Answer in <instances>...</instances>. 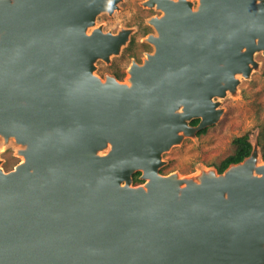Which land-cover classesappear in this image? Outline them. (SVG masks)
<instances>
[{
	"label": "water",
	"instance_id": "1",
	"mask_svg": "<svg viewBox=\"0 0 264 264\" xmlns=\"http://www.w3.org/2000/svg\"><path fill=\"white\" fill-rule=\"evenodd\" d=\"M147 1L152 52L120 82L94 74L128 41L95 25L119 0H0V149L20 158L0 162V264H264L256 144L222 173L159 172L264 56V0Z\"/></svg>",
	"mask_w": 264,
	"mask_h": 264
},
{
	"label": "rangeland",
	"instance_id": "2",
	"mask_svg": "<svg viewBox=\"0 0 264 264\" xmlns=\"http://www.w3.org/2000/svg\"><path fill=\"white\" fill-rule=\"evenodd\" d=\"M144 1L119 0L111 15L102 13L97 16L95 25L101 26L104 32L115 34L122 29L129 31L128 41L118 55L111 56L108 63L102 60L95 62L94 74L100 79L114 76L118 81L124 82L131 62L141 64L146 54L152 52V46L146 42V37L153 34V30L146 20L152 16H160L161 13L144 6ZM189 1L196 6V0ZM253 59L254 65L251 66L249 76H237L235 90L227 92L224 98L217 99L218 109L221 111L218 120L203 129V133H200L203 131L201 130L195 135L184 137L179 144L162 155L164 164L159 171L161 175L174 173L187 179L202 171H217V166L233 155L235 141L238 139L246 141L250 145V151L251 145L256 144L260 161H264V56L256 53ZM191 122L190 126L197 125H191ZM17 148L11 142L6 148L0 149L3 171H11L19 163ZM141 183L132 180L133 186Z\"/></svg>",
	"mask_w": 264,
	"mask_h": 264
},
{
	"label": "trees",
	"instance_id": "3",
	"mask_svg": "<svg viewBox=\"0 0 264 264\" xmlns=\"http://www.w3.org/2000/svg\"><path fill=\"white\" fill-rule=\"evenodd\" d=\"M198 123V120H193L191 122V125H196ZM205 130L201 131L200 133H203ZM235 151L233 155L227 157L225 160H223L218 166H217V172L222 173L229 165L236 164L241 162L244 158H246L250 153V145L241 139H238L235 141ZM262 158L264 160V149L262 150ZM140 174L137 172L133 176V181L135 183H141V181L138 180V176Z\"/></svg>",
	"mask_w": 264,
	"mask_h": 264
},
{
	"label": "bare ground",
	"instance_id": "4",
	"mask_svg": "<svg viewBox=\"0 0 264 264\" xmlns=\"http://www.w3.org/2000/svg\"><path fill=\"white\" fill-rule=\"evenodd\" d=\"M147 1V0H146ZM153 1V0H152ZM152 1H150V2H148L147 1V3L146 4H150ZM155 1V0H154ZM171 1H178V0H171ZM152 9H156V10H158V8H156V5L153 3V7H152ZM158 12V11H157ZM154 18L155 17H152V18H150V19H148L147 20V24L150 26V27H152V24H153V21H154ZM262 54V53H261ZM131 65H132V62H131V64H130V66L128 67V69H127V71L131 68ZM129 77V76H128ZM127 80H128V78H127Z\"/></svg>",
	"mask_w": 264,
	"mask_h": 264
},
{
	"label": "flooded vegetation",
	"instance_id": "5",
	"mask_svg": "<svg viewBox=\"0 0 264 264\" xmlns=\"http://www.w3.org/2000/svg\"><path fill=\"white\" fill-rule=\"evenodd\" d=\"M152 17H153V16H152ZM152 17H149L148 19H150V18H152ZM148 19H147V20H148ZM147 20H146V21H147ZM147 25H148V24H147ZM148 26H149V25H148ZM149 27H150V26H149ZM129 66H130V65H129Z\"/></svg>",
	"mask_w": 264,
	"mask_h": 264
}]
</instances>
